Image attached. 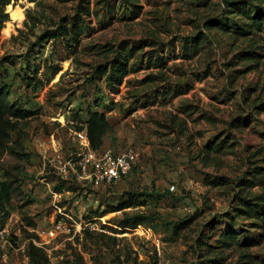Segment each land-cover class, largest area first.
Masks as SVG:
<instances>
[{"label": "rangeland", "instance_id": "obj_1", "mask_svg": "<svg viewBox=\"0 0 264 264\" xmlns=\"http://www.w3.org/2000/svg\"><path fill=\"white\" fill-rule=\"evenodd\" d=\"M2 85L32 112L0 150L3 264H264V0H11ZM89 111L100 148L137 153L117 181L53 166ZM54 220L70 231L34 263Z\"/></svg>", "mask_w": 264, "mask_h": 264}, {"label": "built area", "instance_id": "obj_2", "mask_svg": "<svg viewBox=\"0 0 264 264\" xmlns=\"http://www.w3.org/2000/svg\"><path fill=\"white\" fill-rule=\"evenodd\" d=\"M74 136L80 144V152L69 161L53 165L61 177L69 173V168L78 176L84 174L90 181L101 180L106 182L117 181L132 171L137 162V153L133 148L114 151L111 148L93 149L90 145L86 130L74 131ZM68 166L69 168H66ZM70 231L61 220H54L46 229L38 230V240H31L35 246L46 250V246L59 234ZM16 233L9 231L2 215H0V264L6 262L8 252L14 250ZM24 249V248H23Z\"/></svg>", "mask_w": 264, "mask_h": 264}, {"label": "trees", "instance_id": "obj_3", "mask_svg": "<svg viewBox=\"0 0 264 264\" xmlns=\"http://www.w3.org/2000/svg\"><path fill=\"white\" fill-rule=\"evenodd\" d=\"M11 0H0V8H4L10 3ZM119 77H123L126 74V69L119 66ZM9 87L7 85L0 86V150L9 142L11 132H17L18 123L21 119H24L32 112L29 110H21L11 103L9 98ZM109 127V122L106 119L104 113L99 111H89L88 119L85 124L77 126V130H86L89 138L90 145L93 149H100L102 144V135ZM8 198V187L4 182H0V212H3L2 218L7 217V212L4 208L5 199ZM140 221H134V225L139 224ZM185 227V224H180L175 227V231H178ZM25 233L28 237L36 236L33 232ZM27 252L30 259L34 263L47 262V255L45 251L35 246L32 242L28 243Z\"/></svg>", "mask_w": 264, "mask_h": 264}, {"label": "bare ground", "instance_id": "obj_4", "mask_svg": "<svg viewBox=\"0 0 264 264\" xmlns=\"http://www.w3.org/2000/svg\"><path fill=\"white\" fill-rule=\"evenodd\" d=\"M12 14L15 17H19L21 15V13L19 12V10L18 11H12Z\"/></svg>", "mask_w": 264, "mask_h": 264}]
</instances>
